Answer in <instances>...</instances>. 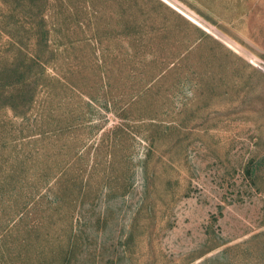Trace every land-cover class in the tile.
I'll return each instance as SVG.
<instances>
[{"label": "rangeland", "instance_id": "374dc122", "mask_svg": "<svg viewBox=\"0 0 264 264\" xmlns=\"http://www.w3.org/2000/svg\"><path fill=\"white\" fill-rule=\"evenodd\" d=\"M25 55L0 264H264V0H0Z\"/></svg>", "mask_w": 264, "mask_h": 264}, {"label": "trees", "instance_id": "16d2710c", "mask_svg": "<svg viewBox=\"0 0 264 264\" xmlns=\"http://www.w3.org/2000/svg\"><path fill=\"white\" fill-rule=\"evenodd\" d=\"M36 62L37 61L35 60V57L30 59L28 55H25L23 57V60H21L20 62L16 59L13 68L7 67L5 70L0 72L2 76L1 80H3V83H6V85L13 90L12 92L10 89L8 90V93L6 94L8 99H26L27 101H25L28 103V105L27 103L23 102L24 105H31L36 95V85H38L39 80L44 73V69H42L41 73L39 74V79L36 77V74H33V68L35 67V65H38L36 64ZM4 87L5 84L2 85V89ZM1 91L4 92V90ZM27 96H29V99ZM10 105L12 107H15L11 102ZM25 111L23 112V114L25 113Z\"/></svg>", "mask_w": 264, "mask_h": 264}]
</instances>
